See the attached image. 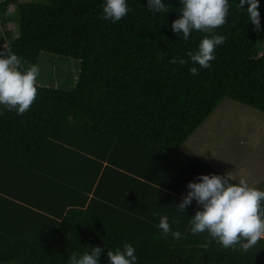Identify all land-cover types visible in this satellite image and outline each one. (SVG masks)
<instances>
[{"label": "trees", "instance_id": "1", "mask_svg": "<svg viewBox=\"0 0 264 264\" xmlns=\"http://www.w3.org/2000/svg\"><path fill=\"white\" fill-rule=\"evenodd\" d=\"M126 2L127 15L112 22L102 19L105 0H0L1 25L19 26L0 45L26 66L42 54L81 63L71 89L37 84L25 114L0 106V264H68L91 247L108 264L107 250L125 242L136 264H264V238L247 252L225 249L207 232L192 234L195 200L177 208L197 177L224 176L180 150L220 103L264 113V0L260 32L228 0L227 22L214 30L225 43L207 69L186 54L210 34L194 30L185 41L172 30L180 0H163L165 12ZM9 5L16 11L5 15ZM165 215L180 239L158 227Z\"/></svg>", "mask_w": 264, "mask_h": 264}, {"label": "clouds", "instance_id": "2", "mask_svg": "<svg viewBox=\"0 0 264 264\" xmlns=\"http://www.w3.org/2000/svg\"><path fill=\"white\" fill-rule=\"evenodd\" d=\"M182 7L177 9L182 13L179 19L172 22L173 32L189 40L191 33L199 31L204 35L198 49L188 51L187 57L193 64L207 69L215 60V48L225 43V37L214 34V30L227 22L229 15L228 0H180ZM245 5H248L245 8ZM259 0H238L237 8L245 10L249 20L255 25L254 30L260 32L261 17ZM147 7L154 12L167 11L163 0H147ZM129 11L126 0H105L102 19L112 22L120 21ZM9 5L5 15H11ZM171 64L181 66L188 63L184 58L173 57ZM192 75H199L196 67L189 69ZM40 69L38 65L26 66L21 58L13 52L7 43L0 45V106L8 111H16L23 115L30 110L38 96L37 79ZM197 180L187 185L189 191L177 206L180 213L195 200L202 210H198L190 219L191 232L194 235L207 232L223 248L244 252L253 248L264 237V190L252 187L247 180H234L233 173L221 176L217 174L201 175ZM236 181V182H233ZM175 219L173 223H179ZM158 227L165 237L171 235L181 238L179 231H172L168 216H162ZM207 247V243L202 245ZM104 249L91 247L83 253L72 252L68 264H100ZM136 249L130 243H124L123 248L115 251L107 250L108 264H136Z\"/></svg>", "mask_w": 264, "mask_h": 264}, {"label": "rangeland", "instance_id": "3", "mask_svg": "<svg viewBox=\"0 0 264 264\" xmlns=\"http://www.w3.org/2000/svg\"><path fill=\"white\" fill-rule=\"evenodd\" d=\"M32 1L37 0H17L19 3ZM12 11L15 13L16 5L12 7ZM6 29L19 37L18 24L9 23L3 27L0 22V34ZM38 67L40 72L37 84L71 89L80 75L81 63L72 58L42 54ZM203 135L207 136L202 138ZM194 138L200 141L196 144L202 155L219 153L216 161H213V165L219 170H231L236 174L244 171L247 182L255 178L256 172L260 177L255 179V183L264 178L263 112L226 98L181 147L183 153L195 152V147H189Z\"/></svg>", "mask_w": 264, "mask_h": 264}, {"label": "crops", "instance_id": "4", "mask_svg": "<svg viewBox=\"0 0 264 264\" xmlns=\"http://www.w3.org/2000/svg\"><path fill=\"white\" fill-rule=\"evenodd\" d=\"M209 134V133H208ZM207 134V135H208ZM206 135V136H207ZM206 136H202V138L204 137H206ZM200 141H199V139L197 138H194V142L191 144V146H189L190 148L192 147V149H194V147H195V152L193 153L192 151L191 152H187V153H189V154H192V155H195V156H197V157H200V158H202V159H204V160H206L207 161V163L209 164V165H211L214 169H218L217 167H215L214 165H213V161L215 162L216 161V159L218 158V154L217 153H213L212 155H209V154H204V155H202V153L200 152V148H199V145L198 144H196V143H199ZM220 151V150H219ZM219 170V169H218ZM217 170V171H218ZM219 172H221L222 174H224V175H226L228 172H232L233 173V177H234V180H236V181H238L239 179H241V178H243V179H245L246 180V178H245V173H244V171H242V172H240V174L238 173V174H236V172H233V171H231V170H228V171H225V172H223V171H221V170H219ZM259 174L256 172L255 174H254V176H255V178H253L252 179V183L251 182H248V184H250V186H252V187H256V188H258V189H260V190H264V186H262V185H264V178H260V180L258 181L257 180V183H255V179L256 178H259L260 176H258ZM235 181V182H236ZM262 182V183H261ZM255 183V184H254ZM262 238H264V237H262Z\"/></svg>", "mask_w": 264, "mask_h": 264}]
</instances>
